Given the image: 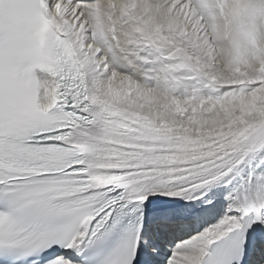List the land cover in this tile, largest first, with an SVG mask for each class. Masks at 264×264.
<instances>
[{"label": "snow or ice", "instance_id": "1", "mask_svg": "<svg viewBox=\"0 0 264 264\" xmlns=\"http://www.w3.org/2000/svg\"><path fill=\"white\" fill-rule=\"evenodd\" d=\"M0 264H264V0H0Z\"/></svg>", "mask_w": 264, "mask_h": 264}, {"label": "clouds", "instance_id": "2", "mask_svg": "<svg viewBox=\"0 0 264 264\" xmlns=\"http://www.w3.org/2000/svg\"><path fill=\"white\" fill-rule=\"evenodd\" d=\"M108 2H111V0H108ZM217 64H218V66H219L224 72H226L227 65H226L224 59H219V60L217 61Z\"/></svg>", "mask_w": 264, "mask_h": 264}]
</instances>
